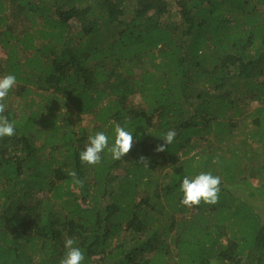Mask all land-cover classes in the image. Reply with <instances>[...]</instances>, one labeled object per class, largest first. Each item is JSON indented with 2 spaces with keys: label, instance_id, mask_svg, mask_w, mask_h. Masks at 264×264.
Here are the masks:
<instances>
[{
  "label": "trees",
  "instance_id": "16d2710c",
  "mask_svg": "<svg viewBox=\"0 0 264 264\" xmlns=\"http://www.w3.org/2000/svg\"><path fill=\"white\" fill-rule=\"evenodd\" d=\"M8 74L0 264H59L66 238L83 264H264V187L234 191L264 171V0H0ZM116 124L130 153L81 164ZM201 172L218 201L185 207L182 180Z\"/></svg>",
  "mask_w": 264,
  "mask_h": 264
},
{
  "label": "clouds",
  "instance_id": "9594fccd",
  "mask_svg": "<svg viewBox=\"0 0 264 264\" xmlns=\"http://www.w3.org/2000/svg\"><path fill=\"white\" fill-rule=\"evenodd\" d=\"M16 84V76L8 74L0 78V139L4 137H12L15 135V125L3 115L6 109L4 101L8 97L10 90ZM114 143L109 146L108 136L98 131L94 135L88 137V143L79 154L81 164L95 166L101 163V154L107 149L111 157L115 161L121 160L130 153L134 136L132 132L126 130L119 124L115 126ZM176 136L174 130L167 131L161 139L162 144H158L154 151L156 153L165 152L173 143ZM147 161L145 157H140V162ZM215 162V161H214ZM73 177L74 183L83 186V181L79 179L75 171L69 173ZM221 180L219 176H214L211 172H201L194 178L185 177L180 186V192L183 194L181 204L185 207L191 208L199 206L201 202L205 204H215L219 198ZM76 241L73 238H66L64 241L65 254L59 260V264H83L85 260V253L79 247L74 246ZM210 264H216L212 260Z\"/></svg>",
  "mask_w": 264,
  "mask_h": 264
},
{
  "label": "rangeland",
  "instance_id": "374dc122",
  "mask_svg": "<svg viewBox=\"0 0 264 264\" xmlns=\"http://www.w3.org/2000/svg\"><path fill=\"white\" fill-rule=\"evenodd\" d=\"M171 9H172V13L175 14V12L177 11V7L173 5ZM246 109H247L248 113L251 111L249 108H246ZM16 110L18 112V109H16ZM73 120H75V123H76L75 117L72 119V122H73ZM238 121H239V123H238V129L239 130H241L245 124L248 125V127L251 125V119L246 120L245 118H241ZM41 142H42L41 140H38V143H41ZM211 142H212L211 143L212 147L214 145H216V143H217V141L213 140V139ZM202 148H204V146ZM158 163L160 164L161 167H165L167 172H169L171 170L170 167H168V166L166 167L167 164L162 160L161 156H158ZM252 175L255 177V178H253V181H251L250 183H248L246 186H244L242 188L238 187V186H234L235 187L234 191L238 192L239 190H243L244 192H247V191H249V189H250L249 185L252 184V182L263 185V187H264V171L255 172Z\"/></svg>",
  "mask_w": 264,
  "mask_h": 264
}]
</instances>
